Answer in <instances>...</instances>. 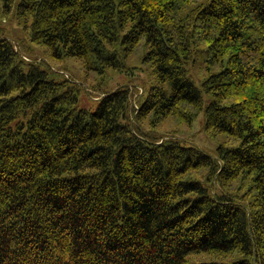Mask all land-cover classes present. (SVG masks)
Segmentation results:
<instances>
[{"label": "trees", "instance_id": "obj_1", "mask_svg": "<svg viewBox=\"0 0 264 264\" xmlns=\"http://www.w3.org/2000/svg\"><path fill=\"white\" fill-rule=\"evenodd\" d=\"M2 18L54 59L148 78L89 110L0 26V264H264V0H0ZM200 110L234 142L215 156L156 130Z\"/></svg>", "mask_w": 264, "mask_h": 264}, {"label": "rangeland", "instance_id": "obj_2", "mask_svg": "<svg viewBox=\"0 0 264 264\" xmlns=\"http://www.w3.org/2000/svg\"><path fill=\"white\" fill-rule=\"evenodd\" d=\"M0 26L4 27L6 34L17 39V41H15L16 49L21 53L25 60L32 61L36 59L37 61H44L55 71L60 73L59 78L65 76L78 83L81 89L79 93V105L88 108L89 110L95 109L96 101L103 96L105 91H110L116 88L119 84H129V82L132 81L141 86L143 79L148 78V71L143 69L142 66L140 69H134L140 79L133 80V76L130 75L129 69H123L122 71H109L106 78L103 79V77L98 74L88 72L83 67L80 59L65 58L63 60H58L52 58L41 46L31 43L26 32L16 23L10 22L6 18H2L0 20ZM205 48L204 45L199 44L197 51L194 53V61L190 66L191 74L195 77L198 83L201 81L203 73L205 72L204 58L207 54ZM139 58L140 55H137L129 59L127 61L128 66L136 64L140 65ZM136 99L137 95L134 97V100L136 101L135 105L138 102ZM204 119V111L200 110L191 123H178L173 121L172 118H169L158 126L156 130L160 135L178 136L186 141L187 144H194L213 156L217 154V148L221 143L227 142L229 145L234 144V142L224 133L214 136L206 132L204 129ZM209 259H211V257H208L207 255H197L192 258V260Z\"/></svg>", "mask_w": 264, "mask_h": 264}]
</instances>
